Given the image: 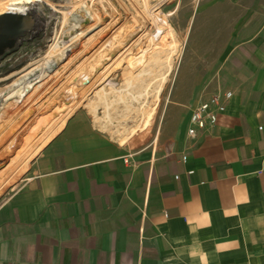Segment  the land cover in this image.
I'll list each match as a JSON object with an SVG mask.
<instances>
[{"label":"crops","instance_id":"0c3cea01","mask_svg":"<svg viewBox=\"0 0 264 264\" xmlns=\"http://www.w3.org/2000/svg\"><path fill=\"white\" fill-rule=\"evenodd\" d=\"M210 2L192 53L225 111L193 140L195 107L170 108L151 158L78 139L1 233L0 264H264V0Z\"/></svg>","mask_w":264,"mask_h":264},{"label":"rangeland","instance_id":"374dc122","mask_svg":"<svg viewBox=\"0 0 264 264\" xmlns=\"http://www.w3.org/2000/svg\"><path fill=\"white\" fill-rule=\"evenodd\" d=\"M146 2L145 9L142 0H0V22L25 25L14 38L3 42L0 56V90L11 98L5 106L7 120L0 122V175H10L0 191V220L9 216L0 236L33 209L46 187L45 180L59 162L12 214L14 191L49 152L72 137L76 123L95 117L107 130L87 139L103 141L117 155L151 158L163 153L170 108H194L224 93L211 82L212 69L196 68L202 60L192 53L212 2ZM149 13L166 17L178 45L172 71L157 100L152 99V88L158 82L153 79L161 63H154L155 53L146 59L140 55L132 65L125 62L147 49H142V43L151 29ZM135 30L137 33L129 36ZM2 32L0 27V35ZM114 36L118 41L112 40ZM53 45L58 51L43 59ZM148 63L153 68L146 73L142 68ZM127 80H131L128 87ZM128 105L132 113L126 116ZM151 110L152 132L142 145L131 149L128 140L132 132L145 122L141 112Z\"/></svg>","mask_w":264,"mask_h":264},{"label":"bare ground","instance_id":"6f19581e","mask_svg":"<svg viewBox=\"0 0 264 264\" xmlns=\"http://www.w3.org/2000/svg\"><path fill=\"white\" fill-rule=\"evenodd\" d=\"M21 2H25V0H21ZM17 5V3H16ZM142 6L147 8L146 0H142ZM9 12H15L14 9H8ZM150 19V26L151 29L146 33L144 42L142 43L144 46L142 49H146L143 52L136 53L135 55H131L125 62L133 64L140 55H145L143 59H146L148 54L150 56L155 53L154 56V63H161L157 74L154 75L153 80H157L156 86L152 89L155 90V94L152 96V99L157 100L158 95L161 92L162 86L167 82V79L172 71L173 67V57L175 56L178 45L175 36L172 33V29L168 25L167 19L165 16L160 14L153 15L149 13ZM137 33V30L131 33L129 36H134ZM118 41L117 37L114 36L112 40ZM57 44V43H56ZM140 50V49H139ZM58 51V46L53 45L47 55L43 59L51 58L56 52ZM139 54V56H138ZM141 59V58H140ZM139 59V60H140ZM152 63V62H151ZM148 63L142 68L144 72H148L153 67L152 64ZM129 68V67H128ZM128 68L125 69V72L128 73ZM123 73V77H125L126 73ZM137 74V73H136ZM135 74V75H136ZM130 77L134 76V72H129ZM152 80V81H153ZM127 87L131 85V80H127ZM121 82V80H120ZM128 92L129 89L127 88ZM130 93V92H129ZM132 99L135 101V98L131 96ZM11 102L10 96L5 92V90H0V108L8 106ZM138 100H136V104H138ZM131 105V104H130ZM132 107L128 105L126 111L123 113L126 116H129L132 112ZM8 114H3L0 112V122H5L7 120ZM141 116H143V124L141 127H137L131 134L130 139L128 140V145L131 149H136L140 145H142L149 134L152 132L155 123H154V116L153 110L150 113L141 112ZM6 118V119H5ZM74 130L71 132L72 137L67 140L64 145H60L56 150L54 149L52 152H49L47 158L43 162H39L36 169L28 174L24 180L21 181L20 185L14 191V201L12 207L16 205L13 209L12 214H14L20 207L21 203L27 199L30 193L40 184V182L47 176V174L53 169L55 164H57L62 157L67 153L70 147L80 138H87L92 137L95 138L98 134H101L107 130V127L94 118H89L83 120L79 124L76 123L73 126ZM10 175H0V191L4 190L6 187L7 179ZM22 178V177H21ZM8 188V187H7ZM8 190V189H6ZM7 206V203L5 204ZM10 213V212H9ZM8 215H4L3 218L0 220V228L7 222Z\"/></svg>","mask_w":264,"mask_h":264},{"label":"built area","instance_id":"2783aa9c","mask_svg":"<svg viewBox=\"0 0 264 264\" xmlns=\"http://www.w3.org/2000/svg\"><path fill=\"white\" fill-rule=\"evenodd\" d=\"M230 100V94L220 92L215 94L209 101L197 105L191 113L187 136L193 140H199L201 137H204L214 115L223 113ZM260 130L258 129L257 132ZM249 153L253 160L260 159V154L257 149H252ZM181 162L185 163L186 158L183 157Z\"/></svg>","mask_w":264,"mask_h":264},{"label":"water","instance_id":"95a60500","mask_svg":"<svg viewBox=\"0 0 264 264\" xmlns=\"http://www.w3.org/2000/svg\"><path fill=\"white\" fill-rule=\"evenodd\" d=\"M23 22H8V21H3L0 22V27L3 28V32L0 35V56L2 55L1 49L3 48L2 44L9 38H14L24 27ZM1 113H6L5 107H2L0 109Z\"/></svg>","mask_w":264,"mask_h":264}]
</instances>
